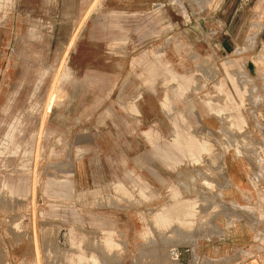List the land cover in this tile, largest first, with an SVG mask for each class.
<instances>
[{"label": "rangeland", "instance_id": "obj_1", "mask_svg": "<svg viewBox=\"0 0 264 264\" xmlns=\"http://www.w3.org/2000/svg\"><path fill=\"white\" fill-rule=\"evenodd\" d=\"M221 2L0 0V264H264V0Z\"/></svg>", "mask_w": 264, "mask_h": 264}, {"label": "crops", "instance_id": "obj_2", "mask_svg": "<svg viewBox=\"0 0 264 264\" xmlns=\"http://www.w3.org/2000/svg\"><path fill=\"white\" fill-rule=\"evenodd\" d=\"M228 2V0H222V2H221V6H220V9L222 10V9H224V5L226 4ZM239 11V8H237V12ZM204 16H207L206 14L204 15ZM209 16V15H208ZM226 26V25H225ZM262 31L260 30V28L259 27H256L255 29H253V31L251 32V37H250V40H253V38H255L256 37V35L257 34H260ZM232 33H238V32H232ZM239 33H242V32H239ZM36 46V50L38 51V53H34V55H36V54H40L43 50H44V44L43 43H39V42H37V44L35 45ZM244 49V47L243 46H241V47H238L237 49H235L234 50V53H240L242 50ZM27 60H29V62H28V64L30 65V66H35V57H32V58H30L29 57V59H27ZM155 106H156V104H155V102L154 101H147V103H146V105H142L141 106V111L142 112H144L146 115H153V113H154V111H155ZM147 109V110H146ZM263 114H264V107H263ZM147 116V117H148ZM188 149L186 150V151H189V153L188 154H192L193 156H195L194 154H199V153H201V150H202V144L200 143H196V141L194 140V139H190L189 140V143H188ZM164 156V155H163ZM196 158V157H195ZM236 179H237V177L236 176H234ZM241 181V180H240ZM242 183L243 184H245L244 183V181H242ZM97 192V190H95V191H93V192H89V191H85V192H83L81 195H82V197L84 198V200H90L91 199V196H93V194L94 193H96ZM194 205V204H193ZM192 205H188V207H191ZM193 207V206H192ZM191 214V211H181V214L179 215V216H181V215H190ZM36 264H37V261H36Z\"/></svg>", "mask_w": 264, "mask_h": 264}, {"label": "bare ground", "instance_id": "obj_3", "mask_svg": "<svg viewBox=\"0 0 264 264\" xmlns=\"http://www.w3.org/2000/svg\"><path fill=\"white\" fill-rule=\"evenodd\" d=\"M208 64V63H207ZM209 77V76H208ZM53 88V87H52ZM54 92V91H53ZM56 95V94H55ZM57 96V95H56ZM58 99V98H57ZM62 99V98H61ZM33 168V167H32ZM187 182V181H186ZM239 182V181H238ZM185 187V186H184ZM190 187V186H189ZM6 191V190H5ZM2 192V191H1ZM4 192V191H3ZM188 192V191H187ZM2 202V201H1ZM12 204V203H11ZM54 225V224H53ZM56 227V226H55ZM54 227V228H55ZM58 228H59V226H58ZM61 228V227H60ZM63 228V227H62ZM57 230V229H56ZM45 231V230H44ZM35 233V232H34ZM48 233H49V231H48ZM36 234V233H35ZM46 234V233H45ZM57 233H55V235H56ZM94 239V238H93ZM36 242V241H35ZM57 242H58V245H59V247H60V249L59 250H66L67 248H68V246H69V241H68V234L66 233V232H64V231H62V230H60L59 232H58V234H57ZM38 246V245H37ZM182 247V246H181ZM182 249L184 250V252H182L184 255L182 256L181 255V257H182V259H183V261L184 262H187L186 261V259H187V257L189 256V252H187L188 251V247L187 248H184V246L182 247ZM181 249V250H182ZM180 250V249H179ZM174 251H176V250H174ZM93 253V252H92ZM51 254V253H50ZM179 254V253H178ZM39 255H41V254H39ZM38 256V255H37ZM180 256V255H179ZM40 257V256H39ZM64 263H65V261H64ZM37 264H41V261H39V259L37 258Z\"/></svg>", "mask_w": 264, "mask_h": 264}, {"label": "built area", "instance_id": "obj_4", "mask_svg": "<svg viewBox=\"0 0 264 264\" xmlns=\"http://www.w3.org/2000/svg\"><path fill=\"white\" fill-rule=\"evenodd\" d=\"M258 161L260 162L261 167L264 171V148L259 150Z\"/></svg>", "mask_w": 264, "mask_h": 264}]
</instances>
